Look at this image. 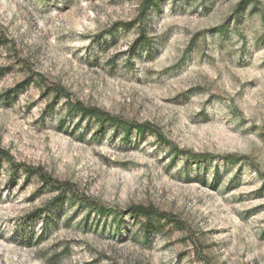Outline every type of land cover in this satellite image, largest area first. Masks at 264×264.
I'll return each mask as SVG.
<instances>
[{
    "label": "rangeland",
    "instance_id": "1",
    "mask_svg": "<svg viewBox=\"0 0 264 264\" xmlns=\"http://www.w3.org/2000/svg\"><path fill=\"white\" fill-rule=\"evenodd\" d=\"M142 1L0 0V264H264V0Z\"/></svg>",
    "mask_w": 264,
    "mask_h": 264
},
{
    "label": "trees",
    "instance_id": "2",
    "mask_svg": "<svg viewBox=\"0 0 264 264\" xmlns=\"http://www.w3.org/2000/svg\"><path fill=\"white\" fill-rule=\"evenodd\" d=\"M162 0H143L140 4V9H139V15L136 19V24L138 26V36L139 40L143 41L141 37H143V28H142V22L147 14V12L150 9L153 10H158L160 7V2ZM246 6V1H242L239 5L238 8L236 9V14H237V20L241 12L244 11V8ZM56 93L58 94L57 98L64 97L66 99L65 102V115L70 116V115H77L78 120H85L86 123H94L96 124V128L94 129L95 133L97 132H102L105 130H112V132L117 133V134H122L123 136H128L130 132L135 131L136 133L142 135L144 133H156V137L159 142H163V137L159 135L156 131L155 128L148 124H127L120 120L119 118H116L114 116H111L110 114L96 108V107H88L85 106L83 103L79 101H73L69 98L68 95L64 94L63 89H58L56 90ZM172 152L177 154L179 151L176 149H172ZM193 161H199L200 159H204V156L201 155H196L192 157ZM11 158L9 154L3 150L0 149V165L3 162H8V164L12 167L14 171H16L18 168L21 169L22 173H24L25 176H30L36 175L39 179L43 178V174L39 169H34L31 170L27 166L23 165H13L11 163ZM57 189L59 190V195L55 198L56 201L62 203L66 201H71L72 199H75L76 196H74V190L73 187L67 183H61L57 184ZM81 200L79 203L85 202V198H80ZM87 202V201H86ZM95 211L97 214L101 215L104 213L105 209L104 208H95ZM128 213L131 216L132 219H139L140 223V228L141 232L144 235H148L151 233L152 229H154L155 222L154 221H164L166 223L174 224L175 226H178V222L170 216L167 213L160 212L159 210L151 207V206H140V205H135V206H130L128 208ZM140 218H143L144 221H140Z\"/></svg>",
    "mask_w": 264,
    "mask_h": 264
}]
</instances>
